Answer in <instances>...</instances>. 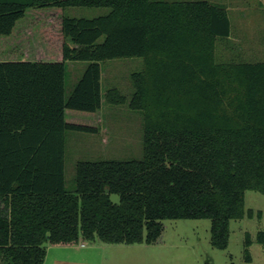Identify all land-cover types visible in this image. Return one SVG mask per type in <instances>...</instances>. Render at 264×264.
I'll return each instance as SVG.
<instances>
[{
    "label": "trees",
    "instance_id": "trees-1",
    "mask_svg": "<svg viewBox=\"0 0 264 264\" xmlns=\"http://www.w3.org/2000/svg\"><path fill=\"white\" fill-rule=\"evenodd\" d=\"M230 32L226 9L206 0H0V264H43L47 245L81 239L155 244L166 219H209L225 249L232 220H264L245 208L247 190L264 195V61H217ZM44 54L54 59H29ZM123 57L144 60L128 104L143 114V158L79 161L67 191L66 131L98 130L101 62ZM67 61L88 65L65 98ZM105 101L126 98L113 88ZM251 243L246 233V262Z\"/></svg>",
    "mask_w": 264,
    "mask_h": 264
},
{
    "label": "rangeland",
    "instance_id": "rangeland-1",
    "mask_svg": "<svg viewBox=\"0 0 264 264\" xmlns=\"http://www.w3.org/2000/svg\"><path fill=\"white\" fill-rule=\"evenodd\" d=\"M108 11L106 7H68L65 9V15L75 18H95L107 14ZM32 12H44V9H28L25 19ZM243 25L248 28L246 23ZM232 33V37H220L217 40V61L226 63L264 61L263 25L260 28L248 30L233 28ZM6 43L10 44L9 40L0 36V60L7 59L4 58L5 55H2L6 54L8 46ZM18 52L17 49L15 55L8 59H21ZM49 55L44 54L36 58L33 56L29 59L40 57L43 60L54 59ZM87 65V61L66 62L65 98L70 95ZM101 68L103 105L94 117L98 130L96 132L69 130L65 134L64 177L67 191L75 189L76 164L79 161H126L143 158V114L141 111L130 109L128 104L134 91L131 74L144 69V60L141 57L110 59L102 61ZM113 88L126 98L124 104H109L105 101L107 91ZM70 112L90 114L66 110L67 115ZM66 118L69 119L67 116ZM112 199L118 201L119 197L113 194ZM245 208L255 212L264 210V195L258 191L247 190ZM163 224L164 231L158 242L149 245L147 249H139V255L144 258L142 264H264V244L257 241L258 232L264 231V220L256 216L230 222V237L225 249L212 246L209 219H166ZM246 233H249L252 239L249 246L250 262L244 259ZM50 258L53 259L51 255Z\"/></svg>",
    "mask_w": 264,
    "mask_h": 264
},
{
    "label": "crops",
    "instance_id": "crops-1",
    "mask_svg": "<svg viewBox=\"0 0 264 264\" xmlns=\"http://www.w3.org/2000/svg\"><path fill=\"white\" fill-rule=\"evenodd\" d=\"M182 1L188 0L170 2ZM210 2L226 9L231 26L228 37L233 36V28L248 30L264 26V0H211ZM243 23H246L248 28H245ZM2 206L4 204L0 201V207ZM149 245L152 244H112L82 239L73 245H47L43 264H139L140 262L142 264L144 258L139 255V249H147ZM50 255L53 257L52 260Z\"/></svg>",
    "mask_w": 264,
    "mask_h": 264
}]
</instances>
